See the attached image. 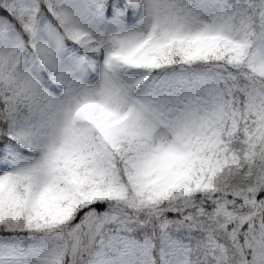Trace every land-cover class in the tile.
<instances>
[{
	"label": "snow or ice",
	"instance_id": "1",
	"mask_svg": "<svg viewBox=\"0 0 264 264\" xmlns=\"http://www.w3.org/2000/svg\"><path fill=\"white\" fill-rule=\"evenodd\" d=\"M0 264H264V0H0Z\"/></svg>",
	"mask_w": 264,
	"mask_h": 264
}]
</instances>
